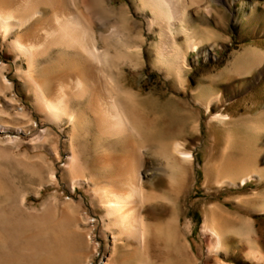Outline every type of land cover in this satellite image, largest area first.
I'll return each mask as SVG.
<instances>
[{
    "label": "bare ground",
    "instance_id": "1",
    "mask_svg": "<svg viewBox=\"0 0 264 264\" xmlns=\"http://www.w3.org/2000/svg\"><path fill=\"white\" fill-rule=\"evenodd\" d=\"M197 6H205L210 15L215 14L211 0H132V4L121 5H115L114 0H0V35L14 55L16 74L34 105V110L17 106L19 98L10 93L15 83L7 73L8 63L0 56V131L25 132L26 127L34 126L36 114L41 116L30 148L19 154L31 180L39 182L34 190L19 187L14 191L23 205L15 206L11 214L26 218L31 213L38 226L46 223L52 213H61L51 227L54 249L39 264H90L99 248L95 242L93 250L86 249L93 241L92 228L83 223L94 219L80 210L83 200L62 197L56 190L41 206L27 204L32 193L43 196L48 185L60 183L57 161L63 157L61 141L67 151L60 165L61 176L72 192L78 186L87 187L93 203L103 209L104 230L112 234L111 252L103 256L101 264H114L115 255L122 249H130L132 257L147 255L151 230L142 209L158 194L147 189L145 153L152 151L165 158L172 179L188 173L186 165L194 161L195 154L180 139L165 137L164 125L159 123L172 125L171 112L160 114L157 97L144 95L128 84L125 65L145 63L147 33L156 40L149 46L156 57L154 65L170 79H183L190 50L203 42L191 25V9ZM100 25L106 29L99 30ZM181 33L186 35V47L180 43ZM240 58L246 67L236 72H251L263 61L264 48L253 44ZM211 92L205 97L200 91L196 99L209 110L220 97L213 89ZM149 107L155 117L148 127L145 118ZM213 118L225 129L237 121L229 112H218ZM56 128L65 133L64 139ZM256 128L263 130L264 125L256 123ZM10 135L8 142L20 143V135ZM235 137L234 132L226 130L221 156L208 167L214 182L243 187L253 179L264 180V142L257 149H240L239 156L231 151L233 143L238 142ZM247 142L251 143V138ZM31 148L34 154H29ZM4 186L0 183V193ZM236 201L264 214V189L238 194ZM54 208L57 211H52ZM169 226V239L178 240L177 232ZM18 228H7L6 235H0V243L20 246ZM202 230L209 243V259L214 260L208 264H237L222 259L221 253H241L254 264H264V235L252 217L211 203ZM36 236L37 231H32L31 237ZM43 241L45 246L47 242ZM185 243L189 246L188 241ZM174 245L178 260L173 264H184L182 245L177 241ZM6 255L7 263L14 262L16 256L11 249ZM127 258L124 256L122 261Z\"/></svg>",
    "mask_w": 264,
    "mask_h": 264
},
{
    "label": "rangeland",
    "instance_id": "2",
    "mask_svg": "<svg viewBox=\"0 0 264 264\" xmlns=\"http://www.w3.org/2000/svg\"><path fill=\"white\" fill-rule=\"evenodd\" d=\"M122 3L132 4V0H114L115 5ZM211 3L216 9L214 15H210L205 6L191 9L193 13L191 25L195 28V36L203 42L199 48L190 50L188 71L183 79H170L166 72L154 65L156 57L152 50H149V46L151 41L156 40L147 33L145 63L137 67L130 63L125 65L127 72L125 79L128 84L134 85L135 89L144 95L151 94L157 97L160 103L157 111L160 114L171 112L174 119L172 125L163 121L159 123L161 127L162 124L164 125L162 131L166 134L165 137L185 142L188 149L194 152L195 159L186 165L188 173L184 177L178 174L172 179L165 158L156 152L145 153L144 174L147 189L151 194L153 192L158 194L147 201L142 209L151 230L148 253L142 257H132L129 254L130 249L121 248L122 251L115 255L114 264H173L177 259L173 250L176 241L182 245L180 250L182 249L185 255L184 264H191L192 261V264L213 263L214 260L209 259V243L202 230L211 203L222 204L252 217L256 227L264 235V214L239 205L236 201L238 194L248 195L254 190H263L264 180L253 179L243 187H230L217 185L214 182L215 177L208 172L211 162L217 161L221 156L227 129L237 135L235 138H238V142L236 145L233 143L231 151L239 156L240 149L247 150L248 147L257 149L264 142L262 141L264 129L256 128V123L264 125V59L251 72H236L239 67H246L240 54L253 44L264 48V0H211ZM136 17L142 19L140 15ZM98 29L106 28L100 25ZM179 40L186 47L184 33L180 34ZM0 56L8 63L7 73L15 83V90L10 93H15L19 98L17 106H26L34 110L33 99L27 94V89H24L16 74L17 65L14 63V55L8 52L7 44L1 35ZM212 89L215 93H219L220 97L209 110L196 99L200 96V91L203 93L201 95L209 97ZM194 90L198 92L193 93ZM218 112H229L232 114V119L237 121L230 122L225 129L213 118ZM154 115V111L149 107L145 118L148 127L153 125ZM239 118L241 121H238ZM40 121L41 116L36 114L34 126L26 127L25 132L0 131V183L5 185V189L0 193V235L5 236L6 229L10 226H19L17 233L21 239V245L18 247L11 243L9 245L0 243L2 258L0 264H39L40 260L54 249V233L51 227L53 221L59 219L60 212L52 213L46 223L40 222L38 226L35 225L37 219L31 216V213L27 214L26 218H17L11 214L17 209L15 206L23 205L14 191L19 187L34 190L39 182L31 180L30 173L26 170L27 166L20 160L19 154L22 149L30 148L29 141L35 135V127L40 126ZM56 130L61 134L62 139L66 137L58 128ZM10 134L20 135V143L8 142L6 138L11 136ZM250 138L251 143H248L247 140ZM60 145L63 156L59 159L61 161H57L60 183L48 185L43 196L38 197L32 193L27 204L29 207L41 206L45 198L56 190H59V195L62 197L73 196L77 201L83 200L80 210L84 214L92 215L94 219L89 224L83 223L84 227L92 228L93 241L87 243L86 249L93 250L95 242L99 245L90 264H101L103 256L111 252L109 245L113 239L112 234L104 230L101 215L103 209L97 208L93 203L87 187L78 186L76 192H72L61 176L60 165L63 164L67 151L64 149L63 141ZM28 150L29 154L36 152L33 148ZM52 211L57 209L54 208ZM169 223L177 232L176 241L169 239L166 231L169 230ZM32 231H37L38 236L32 238ZM48 238L50 241H43ZM42 241L47 242L45 246ZM124 241L129 240L125 237ZM185 241L189 242V246ZM10 249L15 253L16 258L14 262L7 263L5 257L8 256L6 254ZM92 254L93 251L88 257ZM124 256L128 258L123 262ZM219 256L237 264H254L241 253L231 256L221 253ZM61 260L66 263L65 259ZM86 263L87 261L84 262Z\"/></svg>",
    "mask_w": 264,
    "mask_h": 264
}]
</instances>
